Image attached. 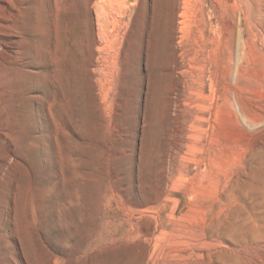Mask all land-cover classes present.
<instances>
[{
    "label": "rangeland",
    "instance_id": "obj_1",
    "mask_svg": "<svg viewBox=\"0 0 264 264\" xmlns=\"http://www.w3.org/2000/svg\"><path fill=\"white\" fill-rule=\"evenodd\" d=\"M230 47L262 109L264 0H0V264H223Z\"/></svg>",
    "mask_w": 264,
    "mask_h": 264
},
{
    "label": "bare ground",
    "instance_id": "obj_2",
    "mask_svg": "<svg viewBox=\"0 0 264 264\" xmlns=\"http://www.w3.org/2000/svg\"><path fill=\"white\" fill-rule=\"evenodd\" d=\"M230 48L227 50V64L228 73H231L229 77L231 84L224 96L228 98L229 95H232L235 111L231 112L235 117H237L238 111L249 122L257 125L262 124L264 122V107L260 109L259 105L261 103L256 106L253 100L252 103L247 97L248 95H243L237 87L238 79H240V69L237 64H233L234 56L237 55L232 50L235 47ZM221 66L225 67L224 64ZM249 78L253 79V77ZM256 81L257 85L264 86L263 76ZM254 140L249 150L240 153L238 170L234 173L235 175H233V171H228L227 174L228 180L226 183L230 181L231 185L229 193L225 196L227 200L224 199L223 205L227 207L235 198V207L228 208L227 213L222 216V205L209 224V233L212 236L218 237V239L219 236H227L236 243L235 246L227 244L216 250V258L220 259L223 264H237L240 262L238 261L241 257L240 248L244 249V247L251 246L261 249L264 247V134L257 139L254 138ZM207 260L208 263L213 260L212 253H208Z\"/></svg>",
    "mask_w": 264,
    "mask_h": 264
}]
</instances>
